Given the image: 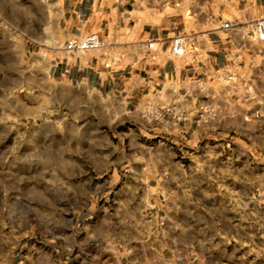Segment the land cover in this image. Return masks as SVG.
Segmentation results:
<instances>
[{
  "label": "rangeland",
  "instance_id": "obj_1",
  "mask_svg": "<svg viewBox=\"0 0 264 264\" xmlns=\"http://www.w3.org/2000/svg\"><path fill=\"white\" fill-rule=\"evenodd\" d=\"M60 15L0 0V264H264V122L173 128L59 77L87 35Z\"/></svg>",
  "mask_w": 264,
  "mask_h": 264
},
{
  "label": "crops",
  "instance_id": "obj_2",
  "mask_svg": "<svg viewBox=\"0 0 264 264\" xmlns=\"http://www.w3.org/2000/svg\"><path fill=\"white\" fill-rule=\"evenodd\" d=\"M46 1L60 11L59 21L68 35L81 37L96 31L103 38L100 47L60 55L53 69L59 77L79 81L91 91L113 93L126 107H139L145 96L156 102L178 103L190 77L209 80L216 67H227L234 57L230 54L237 53L239 63L235 61L232 65L236 68V82L230 83L225 78L210 81L218 95V112L215 119L204 124L221 120L239 124L245 117L247 122H264V116L257 115L260 109L255 107L254 100L245 97V93L238 94L243 83L264 94V49L246 43L241 30L220 28L224 19L264 16V0ZM177 34H190L198 51L171 55L169 43ZM150 39H156L152 48L147 47ZM221 94L229 102H223ZM178 104L184 110V119L169 114L168 123L173 128L181 123H194L192 99ZM152 174L153 169L147 176L149 185L156 183Z\"/></svg>",
  "mask_w": 264,
  "mask_h": 264
},
{
  "label": "built area",
  "instance_id": "obj_3",
  "mask_svg": "<svg viewBox=\"0 0 264 264\" xmlns=\"http://www.w3.org/2000/svg\"><path fill=\"white\" fill-rule=\"evenodd\" d=\"M220 28L224 30L237 31L241 30V38L251 46L260 47L264 49V16L260 17H248L246 15L236 16L234 19H224L220 22ZM190 34H177L171 37L168 51L171 55L181 56L188 50L198 51V47L195 44V40L190 37ZM156 39H150L147 41V47L152 48L155 45ZM103 45L102 36L96 32H89L80 41L72 38L67 41L64 48L68 51L78 49L97 48ZM264 52V51H263ZM233 58L229 59L227 67L218 66L215 68L213 76H210L209 80L200 77H190L186 84L183 93L178 97L177 102H188L192 99L193 102V115L192 121L200 124L209 122L217 116V94L213 89V85L210 82L212 79H227L230 83L236 82V68L233 67V63L236 60L237 53H233ZM241 88H244L245 97L249 99H255L257 97V91H254L251 86L246 83L241 84ZM237 89V88H236ZM253 92L254 94H251ZM248 93V94H246ZM176 102H163V100L156 102L151 97L145 96L141 102V112L143 116H149L150 119H155L159 122H168L170 119L169 114H172L176 119H184V110L182 106Z\"/></svg>",
  "mask_w": 264,
  "mask_h": 264
}]
</instances>
